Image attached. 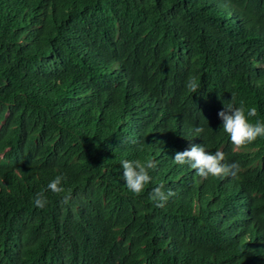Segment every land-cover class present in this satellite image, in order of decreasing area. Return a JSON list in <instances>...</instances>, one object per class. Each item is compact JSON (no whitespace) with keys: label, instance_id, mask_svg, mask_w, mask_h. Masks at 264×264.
Here are the masks:
<instances>
[{"label":"trees","instance_id":"trees-1","mask_svg":"<svg viewBox=\"0 0 264 264\" xmlns=\"http://www.w3.org/2000/svg\"><path fill=\"white\" fill-rule=\"evenodd\" d=\"M229 103L264 122V0H0V264H264V137L234 152ZM125 159L157 163L139 195Z\"/></svg>","mask_w":264,"mask_h":264},{"label":"clouds","instance_id":"clouds-1","mask_svg":"<svg viewBox=\"0 0 264 264\" xmlns=\"http://www.w3.org/2000/svg\"><path fill=\"white\" fill-rule=\"evenodd\" d=\"M186 87L189 92H197L200 85L195 77H189L186 81ZM257 116V109L251 107L245 110L243 103L239 107L229 103L224 105L223 110L218 112V117L222 121V129L230 137L231 143L234 146L233 151H239L248 144L253 143L258 137H264V122H250V117ZM204 131L203 128H195V133L199 135ZM174 163L178 165H188L195 170L196 175L200 178L207 179L208 177L226 178L236 177L241 172V166L238 162L226 163L225 153L221 150L215 152L206 151L204 146L191 144L184 151L176 152ZM121 167L123 170V180L127 189L133 194H141L145 186L151 183L152 176L150 170L157 168V163L153 159L141 160H122ZM65 178L62 175H57L55 179L49 182L47 190H50L56 195L65 193V188L62 187V181ZM176 193L171 189L165 191L164 185L161 184L155 187L150 193V199L155 203L156 207L163 208L168 200L174 197ZM71 199V193L64 195L61 204H68ZM48 203L44 191L36 194L34 205L37 208L43 209Z\"/></svg>","mask_w":264,"mask_h":264}]
</instances>
